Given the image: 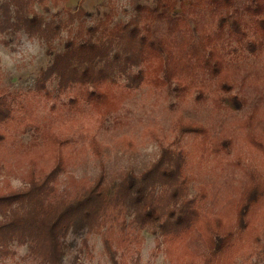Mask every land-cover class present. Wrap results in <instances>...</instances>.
<instances>
[{
	"label": "trees",
	"instance_id": "trees-1",
	"mask_svg": "<svg viewBox=\"0 0 264 264\" xmlns=\"http://www.w3.org/2000/svg\"><path fill=\"white\" fill-rule=\"evenodd\" d=\"M63 1L0 0V32L43 41L51 61L34 87L46 92L55 79L58 101L40 116L0 86V125L18 119L36 130L26 185L0 191L1 251L17 237L42 264H61L69 231L118 226L128 235L134 226L161 236L177 264L264 257V0H129L127 20L115 22L111 5L93 23L82 6L61 16ZM143 87L153 111L137 119L158 144L156 160L116 178L100 161L90 185L58 196L70 153L101 160L108 146L94 129L131 126L128 102ZM8 143L0 130V159ZM116 143L136 150L129 136Z\"/></svg>",
	"mask_w": 264,
	"mask_h": 264
},
{
	"label": "rangeland",
	"instance_id": "rangeland-1",
	"mask_svg": "<svg viewBox=\"0 0 264 264\" xmlns=\"http://www.w3.org/2000/svg\"><path fill=\"white\" fill-rule=\"evenodd\" d=\"M143 1L151 3L153 0ZM188 1L190 0H185ZM111 5L116 9L113 19L115 22L129 18V0H65L60 7V14L63 16L65 11H74L82 6L88 12V23H93L103 18ZM36 10L41 11L38 5ZM54 11L55 8L52 9ZM64 38L65 32H62L55 41L56 51L62 49ZM50 61L51 57L46 53L40 38L29 37L22 31L0 32V86L18 93L19 102L33 108L40 116L48 114L52 104L58 103L55 97V79L47 82L46 92H38L34 87L39 71L47 67ZM145 90L143 87L137 91L135 99L128 102L131 126L117 131L108 128L94 129L97 139L108 146L101 160L93 157L89 150L70 153L67 167L55 183L58 196L76 194L90 185L100 172V161L106 175L116 178L122 170L132 168L135 172H141L156 160L159 155L158 144L155 140L141 135V122L138 121H147L153 111L151 100L144 96ZM82 121L86 126L93 123L91 117ZM168 121L165 120L164 123L168 124ZM0 130L8 134L11 141L6 146L3 159H0V191L8 190L9 187L21 189L26 185L24 175L28 167L24 151L30 144L36 145L33 141L34 134L31 133L36 132L35 123L29 122L25 125L17 119L1 124ZM122 135L129 136L134 141L135 151L116 143V139ZM193 193L194 186L190 188V194ZM207 204L208 202L205 205ZM106 228L105 226L102 229L101 234L89 232L82 227L69 231L62 239L64 255L61 264H177L175 261L173 263L168 252L164 250L166 244L161 236L152 233L150 229L138 230L132 226L127 229V235L118 226L108 231H105ZM105 236L116 249L115 254L108 253L105 249ZM27 243L17 237L8 240L3 250L0 249V264H42L38 256L30 253ZM236 264H264V257H248L244 254L237 258Z\"/></svg>",
	"mask_w": 264,
	"mask_h": 264
}]
</instances>
